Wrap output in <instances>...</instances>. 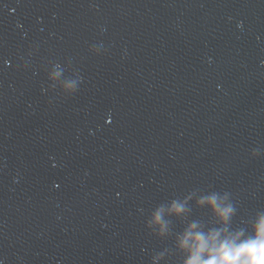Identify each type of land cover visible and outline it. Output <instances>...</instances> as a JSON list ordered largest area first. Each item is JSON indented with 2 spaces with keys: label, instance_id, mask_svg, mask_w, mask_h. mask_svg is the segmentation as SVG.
Here are the masks:
<instances>
[{
  "label": "water",
  "instance_id": "obj_1",
  "mask_svg": "<svg viewBox=\"0 0 264 264\" xmlns=\"http://www.w3.org/2000/svg\"><path fill=\"white\" fill-rule=\"evenodd\" d=\"M211 191L264 213V0H0L3 264H182Z\"/></svg>",
  "mask_w": 264,
  "mask_h": 264
},
{
  "label": "clouds",
  "instance_id": "obj_2",
  "mask_svg": "<svg viewBox=\"0 0 264 264\" xmlns=\"http://www.w3.org/2000/svg\"><path fill=\"white\" fill-rule=\"evenodd\" d=\"M90 51L98 53L100 48L92 45ZM52 66L59 67L60 63L56 62ZM74 75L75 79L60 81V72L48 71V88H59L62 93L72 95L77 92L83 80L78 73ZM261 151L259 147L253 148L250 155L258 156ZM230 195L227 191H211L196 199V207H207L210 212L211 226L200 220H192L177 234L175 247L183 254L182 264H264V213H258L251 222L250 233L243 227H232L236 208ZM191 198L189 195L183 201L171 200L168 205L169 215L182 217L188 211L186 204ZM145 225L158 237L167 234L168 221L164 219L159 207L150 213ZM163 258L164 253L157 252L152 257V264ZM0 264L3 262L0 261Z\"/></svg>",
  "mask_w": 264,
  "mask_h": 264
}]
</instances>
